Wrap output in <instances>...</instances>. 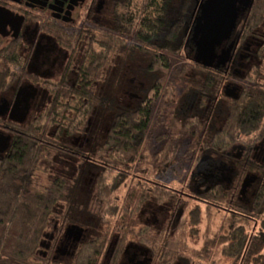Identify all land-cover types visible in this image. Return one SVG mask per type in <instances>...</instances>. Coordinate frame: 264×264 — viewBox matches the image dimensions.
Returning <instances> with one entry per match:
<instances>
[{
	"label": "trees",
	"instance_id": "16d2710c",
	"mask_svg": "<svg viewBox=\"0 0 264 264\" xmlns=\"http://www.w3.org/2000/svg\"><path fill=\"white\" fill-rule=\"evenodd\" d=\"M172 1H121L111 29L86 30L90 58L79 72L77 86L68 85L64 72L44 113L27 123L0 116V131L10 135L9 147L0 156V264H33L31 259L56 202L64 203L67 218L73 215V189L63 179L54 178L43 190L33 185L36 164L50 155L49 150L76 158L80 171L94 168V193L104 203L96 217L101 235L83 244L72 264H97L106 237L112 233L118 236L113 252L116 260L141 205L151 201L169 205L172 220L155 236L148 235V226L139 231L151 264H203L202 258L216 245L230 264H264V164L251 157L254 147L264 140V83L259 80L264 79V72L253 65L238 97L222 96L220 89L232 74L216 67L207 70L194 60V25L189 21L196 0ZM263 20L264 0H253L239 14L234 32L244 38L262 31ZM57 39L68 46L79 43L72 33L61 30ZM8 52L5 48L0 52V93L9 88L15 73L18 82L28 76L24 68L15 71L11 67L15 57ZM113 52L121 62L137 53L148 58L145 73L152 81L134 105H118L91 85V78L98 76ZM178 59L184 60L165 77ZM187 66L204 77L189 79L184 75ZM193 91L198 95L194 108L186 114L179 105ZM221 97L223 122L216 127V119L208 111L201 115L198 109L206 107L214 113ZM71 98L78 105L69 132L83 130L98 108H112L113 116L100 142L83 147L50 134L55 124L60 129L57 119ZM235 147L244 148L240 159L228 155ZM181 160L185 173L172 184V173ZM204 175L215 180L200 184ZM245 176L257 181L243 199L239 191ZM211 215H220L219 224L190 258L180 251V235L175 231L182 228L181 243L186 245V237Z\"/></svg>",
	"mask_w": 264,
	"mask_h": 264
},
{
	"label": "flooded vegetation",
	"instance_id": "af4514ba",
	"mask_svg": "<svg viewBox=\"0 0 264 264\" xmlns=\"http://www.w3.org/2000/svg\"><path fill=\"white\" fill-rule=\"evenodd\" d=\"M121 1L124 0H0V13L2 11L8 14L3 18H1L0 15V23H3L0 25V52L2 48L8 50L15 57V63L18 55H22L27 59L25 60L26 64L20 65L17 67V70L19 71L24 68L28 76L22 78L19 82L16 80L15 89L22 81H38V76L35 74L36 70H39L45 63V59L48 57L47 53L54 46L53 44L60 43L57 39V32L59 30L66 31L68 34L72 33L73 39H77L78 41H81L84 37L88 41L87 29H89L91 33H96L99 32L97 29L107 30L114 26L115 15L117 14L116 9ZM202 1L203 0H196L190 14L189 22L193 23V25L199 14ZM261 26H264V20ZM240 35V32L235 33L233 30L230 38L217 48L216 51L219 53L222 48H226L231 41H234L230 56L225 64L219 66L214 64L212 67H207V70L212 71L215 70L214 67H216V69L223 70L224 72L229 71L232 74L229 76V81L221 87L219 92L222 96L225 95L231 98H234L233 95L242 90V84L245 83L244 80L247 78L253 65H259V68L261 70L263 69L264 27L262 31L256 30L247 37L242 38ZM70 46L74 48L75 44ZM260 51L262 55L259 54ZM137 55L138 53L134 54V56ZM128 61L129 59H126L124 62H121L118 53H116L115 64L117 66H119L118 64L127 65ZM64 72L65 70L63 73ZM143 72L145 73V68ZM200 77H204L203 73L200 74ZM149 84L150 82H148L144 88H141L139 97H137L138 94L134 96L137 97V99L141 98L144 90ZM6 92L7 90L0 93V116L5 115L3 117L7 116L8 118L10 115L17 118L20 110L28 103L29 97L32 96V83L23 84L19 92L18 90L17 92L14 91L10 96H8ZM197 95L198 93L194 91L187 95L190 103L186 111H191L194 108V99ZM218 96L219 94L217 97ZM222 103L223 97H221L220 107H218L217 111L215 110L214 113L212 109L208 110L206 107L198 110H200L201 115H204L205 112L208 111V113L212 115V119H216L215 126L218 127L219 124L223 122ZM183 104L184 102L180 105ZM180 105L179 109L182 111L183 109L180 108ZM234 150L236 151L234 152ZM243 154V147H235L228 153L232 159H240ZM66 156L76 159L70 155ZM251 157L258 164H264V140L260 142L257 147H254ZM78 171L80 174L82 170L80 171L78 168ZM197 174L201 175V172ZM216 179L222 181V179ZM213 180L215 179L208 178L204 175V179L200 184H206ZM255 181L252 185L256 183ZM146 203L148 202L143 203L141 208ZM141 208L138 212H140ZM170 217L169 214L168 220H170ZM165 225L157 228L156 233ZM72 226H74V228H72ZM144 226L148 225H143L142 227ZM141 228L136 232L134 240H130L129 235L126 237L122 250L116 260L113 259V252L118 236L115 237L113 233L108 235L97 264H151L152 258L149 249L144 245L139 235ZM148 228L150 227L148 226ZM101 230L102 227L100 226H87L85 222H82L75 214L67 218L65 209L63 208V210L52 219L51 231L45 232L44 230L42 232L34 257L31 259L32 263L72 264L81 246L98 238L101 235Z\"/></svg>",
	"mask_w": 264,
	"mask_h": 264
},
{
	"label": "rangeland",
	"instance_id": "374dc122",
	"mask_svg": "<svg viewBox=\"0 0 264 264\" xmlns=\"http://www.w3.org/2000/svg\"><path fill=\"white\" fill-rule=\"evenodd\" d=\"M135 1L133 0V2ZM53 45L54 46L47 53L48 57L45 59V63L39 70H36L35 74L38 76V81H22V83L19 84L23 86V84L25 85L30 82L32 83L33 88L32 96L29 97L27 103V113L21 123L30 122L35 116L46 111L51 102V97L54 89L56 88V83L61 78L65 69L68 85L77 86L79 72L85 67L90 58L89 51L87 49V39L85 37L79 41L74 48L60 43H54ZM25 60H27L25 57L18 55L16 63L11 64V67L17 71V67L26 64ZM115 60L116 53L113 52L109 55L104 66L99 70L98 76L96 78H91V85L96 92L105 95L108 99L118 105H134L137 97L141 94V88H144L148 82L151 83L152 81V78L143 72V69L148 62V58L145 55L138 54L137 56H133V58L129 59L127 65L122 63L123 65L118 64L119 66L115 64ZM183 60L184 59H178L176 62H173L172 68H168L166 70L167 73L165 74V77L168 76V74L175 72V66L179 65L183 62ZM262 72H264V69H262ZM17 75L18 74L15 73V76H13L12 80H10V85L6 92L8 96H10L12 92H17L18 90L19 85L15 89V82L17 80L15 77ZM184 75L193 80H199L201 78L199 72L189 66L186 67ZM259 80L261 83H264V79ZM136 94H138L137 97L134 96ZM161 100L162 99L160 98L159 101ZM64 102H66V100ZM76 102L77 99L75 98L67 100L68 105L66 110L61 118L57 119L60 129L57 128V125L55 124L50 130V134L55 135L58 140L64 143L89 147L92 143H98L101 141L113 116V110L108 107L98 108L94 114L88 118L87 124L83 130H80L79 128L74 132H69V129L71 128V124L69 123L74 116L77 104ZM189 103V100L186 99L184 100V104L180 105V108L183 109L182 112H187L186 110ZM235 151L236 150H234V152ZM5 152L0 153V155ZM49 153V156H43L36 164L33 173V185L35 189L43 190L56 177L63 179L65 184L73 189L76 204L73 214H75L77 218L81 219L82 222L90 223V226H99L97 224L96 217L104 208V203L103 200L94 193V179L96 176L95 169L91 167H83L84 169H82L79 174L78 160L54 150H49ZM142 167L143 164L139 166V168ZM185 169L186 166L181 160L172 173V184L178 183L177 180L183 176L182 174L185 173ZM254 181L255 180L249 182V184L242 191L241 196L243 199H245L247 194H249L248 190L251 188ZM63 208V202H56L54 204L51 214L49 215V225L46 227L45 232L51 231L52 219H54L63 210ZM170 211L171 208L169 205H157L153 202L144 204L140 212H138L135 216V224L129 234V239L134 240L136 232L143 225H148L150 227L148 231V235L150 237L155 236L157 228L165 225L167 222L172 223V220H168ZM220 219V215H211V218H208V220L203 218L201 220V224L198 226V231H193L192 234L188 233V236L191 234V237H186V245L185 243H181L185 235L181 233L182 228H178L175 232L176 235H180V245L179 243L177 244L180 251H184L190 256V258H194L195 255L193 252L199 249L207 235H211L217 228ZM207 221L209 222V226H207ZM220 247V245L213 246L212 249L207 252L206 256L202 258V263L230 264V260L222 255ZM175 264L183 263L181 261H177Z\"/></svg>",
	"mask_w": 264,
	"mask_h": 264
},
{
	"label": "water",
	"instance_id": "95a60500",
	"mask_svg": "<svg viewBox=\"0 0 264 264\" xmlns=\"http://www.w3.org/2000/svg\"><path fill=\"white\" fill-rule=\"evenodd\" d=\"M253 0H203L200 11L192 28L191 39L194 44V60L205 67L223 65L227 62L234 44L231 41L226 48L217 53V48L230 38L239 14L249 9ZM1 18L7 13L1 11ZM3 23H0L2 25ZM18 25V24H17ZM22 89L20 85L19 90ZM235 89V88H233ZM229 95V94H228ZM238 97V93L233 95ZM27 104L21 109L18 117L8 116V119L21 123L27 113ZM10 143V135L0 131V153L5 152ZM254 180V176H245L240 187V193ZM74 228V226H72Z\"/></svg>",
	"mask_w": 264,
	"mask_h": 264
}]
</instances>
